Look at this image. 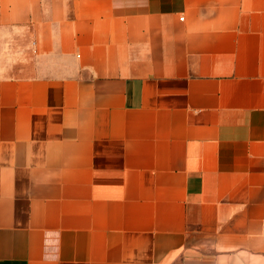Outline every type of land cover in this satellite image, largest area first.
<instances>
[{
    "label": "crops",
    "instance_id": "1",
    "mask_svg": "<svg viewBox=\"0 0 264 264\" xmlns=\"http://www.w3.org/2000/svg\"><path fill=\"white\" fill-rule=\"evenodd\" d=\"M264 0H0V264H264Z\"/></svg>",
    "mask_w": 264,
    "mask_h": 264
},
{
    "label": "built area",
    "instance_id": "2",
    "mask_svg": "<svg viewBox=\"0 0 264 264\" xmlns=\"http://www.w3.org/2000/svg\"><path fill=\"white\" fill-rule=\"evenodd\" d=\"M263 94H264V90H263Z\"/></svg>",
    "mask_w": 264,
    "mask_h": 264
}]
</instances>
